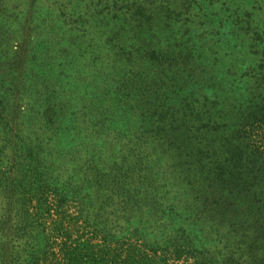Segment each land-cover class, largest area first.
<instances>
[{
    "label": "rangeland",
    "instance_id": "obj_1",
    "mask_svg": "<svg viewBox=\"0 0 264 264\" xmlns=\"http://www.w3.org/2000/svg\"><path fill=\"white\" fill-rule=\"evenodd\" d=\"M139 1L0 0V71L13 69L18 51L34 60L24 67L18 115L33 114L24 103L36 98L31 93L34 83L42 85V93L48 87L58 97L55 129L40 137L46 142L41 143L47 147L45 158L34 163L43 165V178L58 192L56 203L64 202L49 215L41 213L44 221L37 233L47 229L45 235L38 234L42 264H165L136 238L151 237L145 213L154 196L165 200L172 190L181 203L185 196L177 178L166 177L178 161L167 151L171 138L141 120L149 115L141 112L140 104L164 96L166 90L158 91L162 86L174 87L180 100L192 91L201 102L207 96L209 104L219 97L227 109L258 94L264 0H154L157 14L137 36V24L119 10ZM143 1L149 7L153 0ZM132 43L149 46L161 57L169 49L177 63L148 68L142 66L148 62L143 52L135 55L138 67L129 71L118 54ZM164 69L169 76H158ZM143 71L144 79H129V74ZM40 110L47 109L42 105ZM27 120L16 126L25 136L37 124ZM180 142L187 144L184 130L175 139ZM134 148L140 160L126 158ZM118 177L126 180L127 197L111 189ZM6 198L0 196V213Z\"/></svg>",
    "mask_w": 264,
    "mask_h": 264
},
{
    "label": "trees",
    "instance_id": "obj_2",
    "mask_svg": "<svg viewBox=\"0 0 264 264\" xmlns=\"http://www.w3.org/2000/svg\"><path fill=\"white\" fill-rule=\"evenodd\" d=\"M147 5L148 2L141 0L119 10L131 23L137 24V36L143 31V25L151 26L157 14L154 0ZM166 6H170L169 1ZM169 12L170 8L166 13ZM136 45L132 43L118 54L126 61L124 68H131L129 71L139 65L135 55L144 53L148 62L140 65L148 68L152 64L172 67L177 63L174 52H167L169 49L161 57L149 46L138 48ZM14 60L13 69L7 74L0 71V196L7 197L0 213V242H4L0 264H42L45 258L40 256L38 234L45 235L47 229L37 233L44 221L41 213L49 215L53 207H60L64 202L56 203L58 192L50 189L53 183L43 178V165L35 167L34 163L42 164L45 158L47 147L41 143L46 142L40 137L55 129L58 97L48 87L47 93H42V85L34 83L31 93L36 98L24 103L26 109L31 107L33 114H22L20 118L17 108L22 109L23 99L18 96L24 89L21 79L24 67L34 60H28L21 51ZM146 71L129 74V79L142 80ZM259 71L262 77L256 79L260 83L258 94H251L244 102L239 101V106L229 109L219 97L209 104L205 95V101L201 102L195 91L180 100V94L171 86L158 89L167 91L161 98L140 104L141 112L149 115L141 120L152 123L160 132L164 131L165 137L171 138L167 140L170 143L167 151L178 161L171 165L172 171L166 177L177 178L185 196L184 203L182 199L176 202L172 190L165 200L154 196L145 213L149 214L147 223L153 229L151 237L136 238V242L143 241V247L165 264L170 261L264 264V87L261 88L264 66L260 65ZM158 76L167 77L169 72L164 69ZM42 105L47 109L45 113L40 110ZM25 118L29 125L37 122L30 128L32 135L25 136L24 130L16 127ZM182 130L187 144L177 145L175 139ZM159 139L164 141L162 135ZM136 154L134 148L126 158ZM19 177L23 178L20 182ZM125 181L119 177L112 180L111 189L118 191L120 198L129 195L123 189ZM166 186L169 184L163 188Z\"/></svg>",
    "mask_w": 264,
    "mask_h": 264
}]
</instances>
